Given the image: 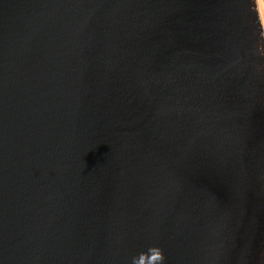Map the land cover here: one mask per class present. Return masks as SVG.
I'll return each instance as SVG.
<instances>
[{
	"label": "water",
	"instance_id": "water-1",
	"mask_svg": "<svg viewBox=\"0 0 264 264\" xmlns=\"http://www.w3.org/2000/svg\"><path fill=\"white\" fill-rule=\"evenodd\" d=\"M0 264H264V0H0Z\"/></svg>",
	"mask_w": 264,
	"mask_h": 264
}]
</instances>
